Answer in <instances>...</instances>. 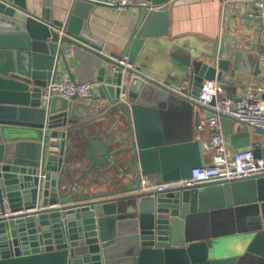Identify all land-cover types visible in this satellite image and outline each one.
<instances>
[{
  "label": "water",
  "instance_id": "water-1",
  "mask_svg": "<svg viewBox=\"0 0 264 264\" xmlns=\"http://www.w3.org/2000/svg\"><path fill=\"white\" fill-rule=\"evenodd\" d=\"M150 1L156 10L136 31L132 68L123 70L81 21L100 4L75 0L59 22L45 2L36 12L26 0H0V264H264V177L139 192L142 178L173 182L201 167L191 129L166 132L162 122L176 112L193 113L195 125L199 112L212 118L193 101L204 81L231 98L238 77L264 75L253 53L224 59L221 42L211 55L190 49L180 60L186 89L149 78L140 62L152 49L149 25L199 0ZM62 69L72 82L88 71L102 85L92 103L42 100ZM220 122L232 149L249 147L251 129Z\"/></svg>",
  "mask_w": 264,
  "mask_h": 264
},
{
  "label": "crops",
  "instance_id": "crops-1",
  "mask_svg": "<svg viewBox=\"0 0 264 264\" xmlns=\"http://www.w3.org/2000/svg\"><path fill=\"white\" fill-rule=\"evenodd\" d=\"M26 1L29 5L33 3V10L36 12L43 10V5L47 3V9H49L53 20L59 22H65L68 19L75 2V0ZM90 1L99 4L103 0ZM226 1L227 13L223 23L224 27L221 28V12ZM239 1L241 0H199L170 7L165 20L157 19L149 25L148 31L152 35V49L147 52L144 50L140 52V62L145 66V74L149 78L161 82V84L168 78V85L166 84V86L170 90H177L186 83L181 80V74L178 73V70L182 69L180 60L188 56L190 49L197 51L198 54L211 55L214 46L220 44L222 38L220 30L222 35L226 37L227 46L231 47L224 51L225 58H231L236 46H240V48L246 44L249 46L252 43L250 40L253 30L251 26L242 22V16L248 10V5ZM83 11L82 8L77 12L82 14ZM86 14V19H77L86 25L90 38L103 44L114 54L128 55L135 33L141 26L147 11L137 8L114 11L103 5H94ZM260 53L264 56V47L260 49ZM262 69L264 73V68L262 67ZM64 74L66 72L62 69L60 75ZM75 76L76 83H88L92 75L88 71H82ZM260 77L240 76L238 80L246 81L247 87L251 85L254 93L264 94V75L262 78ZM243 88L241 83L237 84L233 96H242ZM197 119H205L204 112H199ZM162 127L164 131L174 133H180L189 128L193 132V139L197 142L204 137L195 131L193 113L190 116L181 112L172 113L169 118L163 120ZM239 129L238 124L232 125V133L238 132ZM249 134L250 143L259 145L263 143L260 138L261 135L253 134L252 130H249ZM225 137L232 149L228 137ZM200 158L201 166L211 162V156L208 153L200 151Z\"/></svg>",
  "mask_w": 264,
  "mask_h": 264
},
{
  "label": "built area",
  "instance_id": "built-area-1",
  "mask_svg": "<svg viewBox=\"0 0 264 264\" xmlns=\"http://www.w3.org/2000/svg\"><path fill=\"white\" fill-rule=\"evenodd\" d=\"M243 4L248 5V10L242 16V22L251 26L253 33L251 34L252 43L249 46H236L234 51L243 53H253L261 62L264 56L260 53V49L264 47V0H241ZM106 8L114 11H124L128 8H137L147 12L156 10L152 6L150 0H103L99 3ZM227 1L223 4L221 12V28H223L224 19L227 13ZM220 43H224L225 50L231 48L227 46L226 37L222 35L220 30ZM223 58H225L223 54ZM118 64L123 70L131 69L128 63V55H119ZM239 81V80H238ZM242 84V96H233L231 98L225 95L215 80L204 81L200 87L197 99L193 100L196 104L208 108L213 113L212 118L197 120L195 131L204 135L198 142L200 151L208 153L211 156V162L208 165L193 169L187 179L178 181L157 183L150 179L142 178L139 192L144 194L163 193L166 190H177L190 188L198 183L213 181H239L244 179H257L264 177V156L261 153L259 158H255L253 150H262L264 148V140L262 144L250 143L245 149H231L228 145L226 137L223 134L221 118L225 117L243 123L249 129H264V94L253 92L251 85L247 87L246 81H239ZM239 83V84H240ZM102 85L99 82L92 81L88 83H76L69 79L68 74L60 75L56 79V74L52 72L51 79L42 93V100L48 101L53 97L70 100L75 97L77 101L82 103H92L97 96L96 93ZM125 83L122 82V87ZM187 83L179 89L187 88ZM236 91V90H235ZM126 93L120 92L122 100ZM186 98H190L186 96ZM213 104L212 106H210ZM264 138V136H261Z\"/></svg>",
  "mask_w": 264,
  "mask_h": 264
},
{
  "label": "rangeland",
  "instance_id": "rangeland-1",
  "mask_svg": "<svg viewBox=\"0 0 264 264\" xmlns=\"http://www.w3.org/2000/svg\"><path fill=\"white\" fill-rule=\"evenodd\" d=\"M260 138H261V140H262V142H263L264 138H263V137H260Z\"/></svg>",
  "mask_w": 264,
  "mask_h": 264
}]
</instances>
